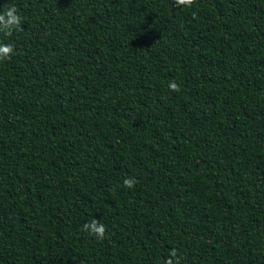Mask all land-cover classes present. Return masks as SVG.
I'll list each match as a JSON object with an SVG mask.
<instances>
[{"label":"trees","instance_id":"obj_1","mask_svg":"<svg viewBox=\"0 0 264 264\" xmlns=\"http://www.w3.org/2000/svg\"><path fill=\"white\" fill-rule=\"evenodd\" d=\"M9 5L0 264H264V0Z\"/></svg>","mask_w":264,"mask_h":264},{"label":"clouds","instance_id":"obj_2","mask_svg":"<svg viewBox=\"0 0 264 264\" xmlns=\"http://www.w3.org/2000/svg\"><path fill=\"white\" fill-rule=\"evenodd\" d=\"M177 3L184 5L185 7L192 4V0H177ZM22 17L18 12L15 5L7 6L2 13H0V31H4L5 34H10L14 29H18L21 25ZM14 52L13 46L11 44L0 43V61L7 60ZM170 88H176L175 83L169 85ZM125 185L131 187L134 183L131 179H126L124 181ZM84 231L88 232L90 235L95 236L98 239H102L105 235V225L95 218L90 222L83 225ZM172 257L176 256L175 252L171 253ZM166 264H173V259H168ZM177 264L179 262L177 261Z\"/></svg>","mask_w":264,"mask_h":264}]
</instances>
